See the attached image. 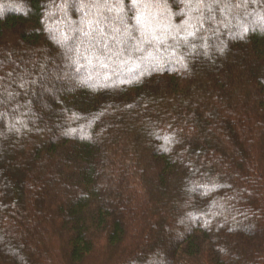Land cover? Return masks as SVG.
I'll return each instance as SVG.
<instances>
[{"label":"trees","instance_id":"1","mask_svg":"<svg viewBox=\"0 0 264 264\" xmlns=\"http://www.w3.org/2000/svg\"><path fill=\"white\" fill-rule=\"evenodd\" d=\"M0 264H264V0H0Z\"/></svg>","mask_w":264,"mask_h":264},{"label":"rangeland","instance_id":"2","mask_svg":"<svg viewBox=\"0 0 264 264\" xmlns=\"http://www.w3.org/2000/svg\"><path fill=\"white\" fill-rule=\"evenodd\" d=\"M262 19V18H261ZM258 22V21H257ZM256 22V23H257ZM138 23L135 21L134 23H133V25H132V27L134 28L136 25H137ZM238 27H240L241 29H242V27L241 26H238ZM129 43V42H128ZM128 44L126 43V46H127ZM195 46V45H194ZM111 71L112 72H114L115 71V69H111ZM111 71H110V69H108V70H106L105 72H102L100 75H98L99 77V79L100 80H104V78L105 77H107V75L109 74V73H111ZM130 74V73H129ZM51 78H49V80H50ZM77 79V82H81L82 80L84 81V80H86V79H84V77H80V78H76ZM52 80V79H51ZM65 79H60L59 81H54L53 82V85H54V87L57 89V88H60V87H62L64 84H65ZM7 105H8V101H6L5 103H2V107H1V109H2V113L4 112V111H6L7 110ZM193 220V219H192ZM192 220H190V221H188V222H186V225L187 226H189L190 224H192L193 223V221ZM162 252H164V251H161V253ZM164 254H165V252H164Z\"/></svg>","mask_w":264,"mask_h":264},{"label":"snow or ice","instance_id":"3","mask_svg":"<svg viewBox=\"0 0 264 264\" xmlns=\"http://www.w3.org/2000/svg\"><path fill=\"white\" fill-rule=\"evenodd\" d=\"M138 23H139V19H138ZM189 35H191V33H189Z\"/></svg>","mask_w":264,"mask_h":264}]
</instances>
